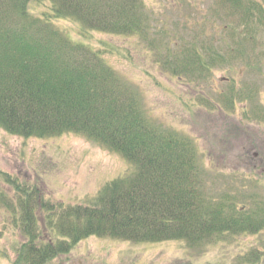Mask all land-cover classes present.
Segmentation results:
<instances>
[{"label":"rangeland","instance_id":"374dc122","mask_svg":"<svg viewBox=\"0 0 264 264\" xmlns=\"http://www.w3.org/2000/svg\"><path fill=\"white\" fill-rule=\"evenodd\" d=\"M141 2L136 9L142 27L138 33L104 32L71 17L52 20L72 42L88 45L101 53L135 93L138 109L150 126L192 140L199 149L198 158L205 172L201 178L203 212L213 209V198L225 199L226 212L234 209L233 212L255 214L260 218L257 227L260 229L229 232L218 238L217 234L208 238L201 236L198 241L174 238L145 243L89 236L47 264H62L69 258L94 264H264V175L250 174L249 166L244 163L231 162L226 156L221 161L218 157L226 153V146L218 135L220 131L216 130L220 120L213 122L212 127L204 116L207 115L205 107L212 109L213 106L205 104L198 91L197 68L202 49L209 62L233 59L229 73L238 83L251 77L252 60L245 62V58L264 55V0H240V6L234 8L228 0ZM33 10L40 13L45 6H35ZM189 58L197 62L189 64L192 68L187 70L184 61ZM260 72L256 71L253 76L260 93H256L255 103L249 101L254 118L245 117L247 121L264 119L261 116L264 85H261ZM216 74L227 75L224 70ZM201 85L204 89L205 85ZM235 90L237 99L242 101V88L236 84ZM208 95L212 97L211 105L220 103L232 112L223 123L241 120L244 116L235 113L224 99L221 102L220 95L213 91H208ZM201 102L204 111L198 106ZM211 114L219 118L216 112ZM133 171L135 167L120 154L82 135L24 138L0 128V264H13L16 250L27 239L11 215V210L14 214H23L19 198L24 195L23 190L36 198L31 202L36 210L38 200L56 206L86 204L105 183ZM37 214L38 229H43L40 217L44 214Z\"/></svg>","mask_w":264,"mask_h":264},{"label":"trees","instance_id":"16d2710c","mask_svg":"<svg viewBox=\"0 0 264 264\" xmlns=\"http://www.w3.org/2000/svg\"><path fill=\"white\" fill-rule=\"evenodd\" d=\"M141 1L0 0V128L24 138L82 135L135 167L132 174L105 183L86 204L38 200L36 210L31 205L36 198L23 190V214L11 210V215L27 239L13 264H47L89 236L198 241L260 229L255 214L226 212L225 199L213 198V209L203 212L205 172L192 140L150 126L135 93L101 53L72 42L52 20L71 17L104 32L138 33ZM40 5L45 10L36 13ZM195 62L184 61L187 68ZM37 212L44 214L43 229H38Z\"/></svg>","mask_w":264,"mask_h":264},{"label":"flooded vegetation","instance_id":"af4514ba","mask_svg":"<svg viewBox=\"0 0 264 264\" xmlns=\"http://www.w3.org/2000/svg\"><path fill=\"white\" fill-rule=\"evenodd\" d=\"M233 1V0H232ZM237 1V0H234ZM240 6V4L232 5L234 8ZM201 31V30H200ZM199 38L202 40L201 34L199 35ZM200 57H199V64H198V91L201 93V98L204 101L205 104H208L210 106H213L212 109L205 107L206 114L204 116H207L208 119H206L212 127L213 122L216 120L218 121L217 129L220 133L218 135L221 138L222 145L225 147L224 155L218 156L221 161H224L225 156L229 157V161L235 162L239 161L244 163V165L249 166L247 168L249 171L248 173L252 174L253 172H256L258 175H264V142L261 141L264 140V119L263 120H251L247 121L244 120V118H254V113H252L251 106L249 101H253L255 103L256 96L259 94L260 87L256 86V82L253 78L254 73L260 72L262 75V80L264 85V55H258L257 57H248L245 58V62H251L252 69L250 70V78L243 79L242 84L238 83L235 79V77L230 74L229 72L232 71V68H230V62L233 59L230 60H222L220 62H216L218 60L212 59L210 62L205 59L203 50L200 51ZM217 54H215L216 56ZM223 66L224 68L220 70H224L227 75H221L218 76L216 73L220 72L218 67ZM245 69V68H244ZM244 75L242 73L241 77ZM217 79L219 82H217ZM224 83L226 85L221 84ZM203 83L204 89H202ZM208 83V84H207ZM212 84V85H211ZM236 84L242 88L240 93L243 95L242 101L237 99V95L234 94L236 91ZM207 85L211 88H207ZM238 87V86H237ZM208 91L211 93L213 91L215 94L220 95L219 98L221 102L222 99L225 100V103L231 106L232 110L236 113H242L244 116L241 118V120H231L228 123H223V120H227L230 115H232L231 111H229V107H223L220 105V103H217V107L214 106L212 103V97L208 95ZM257 93V94H256ZM231 99V100H230ZM240 102V103H239ZM239 105H238V104ZM203 111L204 106L202 102L200 103ZM209 106V107H210ZM256 107L258 108V105L256 103ZM259 111V110H258ZM264 111V108H263ZM263 111H259L260 113H263ZM216 112L217 115H219V118H216L211 113ZM258 112V113H259ZM264 118V114L261 115ZM235 150H240V153H234ZM61 264V263H60ZM62 264H94V263H88L87 261H83L81 259H77V261H74V258H69L66 262H63ZM101 264V263H96Z\"/></svg>","mask_w":264,"mask_h":264}]
</instances>
